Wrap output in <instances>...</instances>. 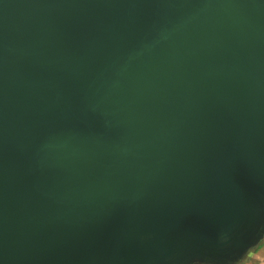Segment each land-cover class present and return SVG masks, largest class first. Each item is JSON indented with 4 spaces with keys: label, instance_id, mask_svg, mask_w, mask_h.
Masks as SVG:
<instances>
[{
    "label": "water",
    "instance_id": "95a60500",
    "mask_svg": "<svg viewBox=\"0 0 264 264\" xmlns=\"http://www.w3.org/2000/svg\"><path fill=\"white\" fill-rule=\"evenodd\" d=\"M264 233V0H0V264H213Z\"/></svg>",
    "mask_w": 264,
    "mask_h": 264
},
{
    "label": "rangeland",
    "instance_id": "374dc122",
    "mask_svg": "<svg viewBox=\"0 0 264 264\" xmlns=\"http://www.w3.org/2000/svg\"><path fill=\"white\" fill-rule=\"evenodd\" d=\"M189 264H213L201 260H192ZM230 264H264V233L262 237L250 246L236 261Z\"/></svg>",
    "mask_w": 264,
    "mask_h": 264
}]
</instances>
